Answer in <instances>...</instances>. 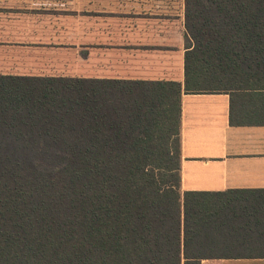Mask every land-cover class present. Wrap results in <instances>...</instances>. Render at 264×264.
<instances>
[{
    "label": "trees",
    "instance_id": "trees-1",
    "mask_svg": "<svg viewBox=\"0 0 264 264\" xmlns=\"http://www.w3.org/2000/svg\"><path fill=\"white\" fill-rule=\"evenodd\" d=\"M184 21L183 89L0 76V264L231 256L215 250L228 217L260 210L180 193V96L264 88V0H185Z\"/></svg>",
    "mask_w": 264,
    "mask_h": 264
},
{
    "label": "crops",
    "instance_id": "crops-1",
    "mask_svg": "<svg viewBox=\"0 0 264 264\" xmlns=\"http://www.w3.org/2000/svg\"><path fill=\"white\" fill-rule=\"evenodd\" d=\"M184 20V0H0V76L183 89L191 46ZM248 92L181 93L180 193L236 191L260 210L243 219L264 226V88ZM257 234L264 229L234 237L222 252H264ZM199 264H264V254Z\"/></svg>",
    "mask_w": 264,
    "mask_h": 264
},
{
    "label": "rangeland",
    "instance_id": "rangeland-1",
    "mask_svg": "<svg viewBox=\"0 0 264 264\" xmlns=\"http://www.w3.org/2000/svg\"><path fill=\"white\" fill-rule=\"evenodd\" d=\"M184 19H185V0H184ZM225 220H226V218H225ZM238 223H242V225H240ZM226 225L227 226L224 227L225 229H223L222 234L225 235V237L228 239L229 243L232 242L230 240H233L234 237H236V238L244 237V236H247L246 234H248V232H257L261 228L264 229V226H262L261 224H254L251 221L243 219V217L239 213L235 217H228V221L226 222ZM254 241L264 242V237L261 238V235L257 234L255 236ZM236 245H237V242H234V243H232L231 246L233 247ZM220 246H221V243H218V245L215 249V250H217L219 248L216 251V252H218V255H252V254L257 255V254H264V252H222L223 247L222 246L220 247Z\"/></svg>",
    "mask_w": 264,
    "mask_h": 264
}]
</instances>
